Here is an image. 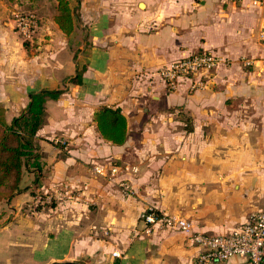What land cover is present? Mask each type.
Masks as SVG:
<instances>
[{
  "label": "crops",
  "instance_id": "0c3cea01",
  "mask_svg": "<svg viewBox=\"0 0 264 264\" xmlns=\"http://www.w3.org/2000/svg\"><path fill=\"white\" fill-rule=\"evenodd\" d=\"M69 1L76 13L67 33L55 18L57 0H0L6 120L32 92L66 88L46 102L40 165H25L21 190L0 199V237L16 256L7 264H192L201 247L191 235L158 225L146 232L142 213L155 207L220 233L264 207V4ZM22 8L38 11L40 28L53 32L26 44L11 15ZM202 50L223 57L206 85L192 90L184 80L170 90L158 68ZM103 105L125 113L123 143L99 130L95 111ZM100 163L118 171L99 174Z\"/></svg>",
  "mask_w": 264,
  "mask_h": 264
},
{
  "label": "built area",
  "instance_id": "2783aa9c",
  "mask_svg": "<svg viewBox=\"0 0 264 264\" xmlns=\"http://www.w3.org/2000/svg\"><path fill=\"white\" fill-rule=\"evenodd\" d=\"M252 1L264 4V0ZM38 24L35 17L20 15L17 19V28L27 40H33ZM261 39L264 41V31ZM222 60L223 57L212 50L197 51L161 65L158 73L170 90L176 89L184 80H189V89L195 90L206 85L207 73ZM61 141L65 142L64 139ZM110 165L96 164L94 171L103 175L109 174L110 171L113 175L118 171V166L113 163ZM120 185L125 193L134 192L129 181L121 180ZM142 218L145 221V230L149 233L155 225L188 232L201 247L192 264H216L234 255L246 256L249 264H264V207L252 211L246 220L233 230L220 233L198 230L187 217L155 207L146 209Z\"/></svg>",
  "mask_w": 264,
  "mask_h": 264
},
{
  "label": "trees",
  "instance_id": "16d2710c",
  "mask_svg": "<svg viewBox=\"0 0 264 264\" xmlns=\"http://www.w3.org/2000/svg\"><path fill=\"white\" fill-rule=\"evenodd\" d=\"M56 21L67 33L75 26L69 0H58ZM80 73L71 78L77 82ZM66 91L61 88H44L32 92L31 100L11 121L5 118V108L0 104V199L21 190L24 166H39L37 132L46 121V102L56 99ZM97 126L104 137L116 143L127 138V117L120 106L103 105L95 111ZM56 264V263H54Z\"/></svg>",
  "mask_w": 264,
  "mask_h": 264
},
{
  "label": "rangeland",
  "instance_id": "374dc122",
  "mask_svg": "<svg viewBox=\"0 0 264 264\" xmlns=\"http://www.w3.org/2000/svg\"><path fill=\"white\" fill-rule=\"evenodd\" d=\"M57 3H58V0H57ZM56 9H57L56 14H57L58 11H59L58 4L56 5ZM50 11L52 12V8L50 10L48 9V15H47L48 17L51 16V12ZM72 12H73V15H74V18H75V13H76L75 8L74 9L72 8ZM37 13L39 14L38 11H34V10H30V9H23V8L20 9V10L18 9V11L11 12V15L16 19V22L14 21V25H15L14 28L16 30H18V28H17V19H18V17L20 15L21 16L23 15V16L35 17L36 19L39 20ZM56 14H55V18H56ZM48 24H49V19H48ZM39 28H40V23L38 24V27H37L34 35H37L38 33H42L44 31L53 32V30H54L53 26L50 27L49 29L44 28L45 30L43 28H40V29ZM20 35L22 36V38H23V40L25 41L26 44L30 45L31 42H33V40L25 39L21 33H20ZM55 202H56V198L51 197V198L48 199V201L46 203L47 204H53ZM1 223H3V222L0 221V224ZM3 235L0 237V264H7V256H12V258H15L16 256H15V254L13 253V251L11 249H5L4 248V245H3V242H2L4 240Z\"/></svg>",
  "mask_w": 264,
  "mask_h": 264
},
{
  "label": "water",
  "instance_id": "95a60500",
  "mask_svg": "<svg viewBox=\"0 0 264 264\" xmlns=\"http://www.w3.org/2000/svg\"><path fill=\"white\" fill-rule=\"evenodd\" d=\"M75 262H72V261H67L65 262V264H74Z\"/></svg>",
  "mask_w": 264,
  "mask_h": 264
}]
</instances>
